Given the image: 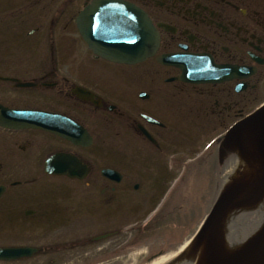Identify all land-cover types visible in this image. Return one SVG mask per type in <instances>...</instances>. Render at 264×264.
<instances>
[{"label": "flooded vegetation", "instance_id": "af4514ba", "mask_svg": "<svg viewBox=\"0 0 264 264\" xmlns=\"http://www.w3.org/2000/svg\"><path fill=\"white\" fill-rule=\"evenodd\" d=\"M97 1L0 0V118L36 117L0 122V247H37L0 264L62 253V264H83L79 257L113 264L123 259L124 238L148 260L164 253L151 234L165 226L162 215L144 224L131 219L145 214L179 162L166 149L214 132L218 144L264 104V0ZM85 9L86 39L77 24ZM98 10L100 23L91 19ZM147 27L159 45L142 61L97 53L136 50ZM103 31L117 32V44L95 49ZM203 75L210 81L201 82ZM140 148L144 160L154 153L155 175ZM222 154L226 160L229 152ZM76 224L98 229L73 235Z\"/></svg>", "mask_w": 264, "mask_h": 264}, {"label": "water", "instance_id": "95a60500", "mask_svg": "<svg viewBox=\"0 0 264 264\" xmlns=\"http://www.w3.org/2000/svg\"><path fill=\"white\" fill-rule=\"evenodd\" d=\"M114 2L119 3V1L115 0H98L95 5L101 7L105 5L107 7ZM98 12L99 10L92 14L93 16L91 15V19L92 21L95 20L97 23H100V14H98ZM140 16L144 18L142 11H140ZM88 17L89 12L85 9L77 19L84 38H86V18ZM100 17H104V15ZM142 22L145 23L146 26L147 20ZM147 28H149V32L140 30V45L136 50L129 51L126 49H118L112 51L108 49L99 53L105 57L119 61L143 60L156 51L159 44L158 32L154 33L151 27ZM100 31H102V28H94V33L97 34ZM136 33L138 34L137 31ZM117 34V32L103 31L101 35L96 36L104 43L103 46L107 47L108 44H117L116 38L114 37ZM106 36H109V38L106 39ZM99 48L102 49L101 47ZM113 48H115V46ZM171 58L172 56H165L164 60L168 62ZM28 113L32 112L24 114ZM20 119L19 123H22V120H26L27 122L34 121L36 117L34 115H28L20 117ZM0 122L6 125L19 124L14 121L4 120L3 118H0ZM62 134L67 135L66 133ZM84 136H86V134L83 132L81 136L77 137V141ZM227 145L237 147L240 156L226 169L225 183H227V185L223 187L210 212L204 219L193 246L189 251L180 256L178 260L183 259L185 256L188 259H192L196 254L198 264H264V225L255 236L235 253H228L229 255L225 254L223 243L224 223L230 212L241 207H245L242 210L254 208L264 199V107L239 122L234 129L231 130L225 142V146ZM238 159L241 160V164ZM50 161H52V159H50ZM238 166L239 169L235 170ZM52 167L54 166L52 165ZM54 168L58 170L51 171L59 173L65 172L69 175L75 174L78 176L82 173V170L78 169V167L74 168L76 171L63 170L57 167ZM36 251L37 248L28 246L0 247V260L9 261L18 259L30 256ZM222 256L228 257L221 259Z\"/></svg>", "mask_w": 264, "mask_h": 264}, {"label": "rangeland", "instance_id": "374dc122", "mask_svg": "<svg viewBox=\"0 0 264 264\" xmlns=\"http://www.w3.org/2000/svg\"><path fill=\"white\" fill-rule=\"evenodd\" d=\"M71 57L73 60V55H71ZM216 133L217 132L206 133V135L196 144L191 146V148H188L186 146L183 147L176 146L166 149L169 156L171 155V157L172 156L180 157V162L177 166H174L172 163L173 168L171 169V177L167 182L165 189L169 188L168 192H177L178 194L181 192L182 195L184 191H186L187 193H185V197L187 198L186 203L188 205L185 204L183 206L180 200H176L170 207L166 206L165 210L167 211V213H169L168 214L169 223L167 222L166 227L164 226L163 228L156 227L155 229L151 230V234L155 233L154 238L156 239L158 237V239L154 240L155 243L153 244L154 246L153 248L155 250H163V252H165L166 255L175 253L173 254L174 256L172 255L170 259H168L163 264H167L168 262L174 260L183 250L184 246L193 239L192 236L197 231L200 223L202 222V219L209 211L211 207L210 203H212L211 201L214 200L216 192H213V190L216 187L217 179L216 177L207 176L206 171L204 170L203 167L200 168L198 177L194 176V178H190V179L186 177L178 186H177V182L179 181V176L184 166H187L184 162L185 159L188 160L198 156V153L204 148V146L207 145L208 140L210 141L211 137ZM140 151L141 152L139 157L140 159H142V157L146 156L145 152H143L145 150L144 148H140ZM142 152L144 154H142ZM150 157H154V153H149L147 158L151 159ZM148 159L141 160L143 166L147 172H149L152 175H155L156 173L154 170H153L154 172L150 171L149 162L151 160ZM103 162H105V160H103ZM220 184L221 181L219 183V187ZM164 190H161L160 192H155L154 200L150 202V206L147 208L144 215L139 214L138 216L135 217V219H131V220L134 221L140 220L141 221L140 223L142 224H144L143 222H148L147 220L151 216H153L152 215L153 210L157 207L158 203L163 199L164 193H168V192H163ZM190 196H192V198ZM174 200L175 199H172L171 202H173ZM178 204L181 205V207H178L177 206ZM240 216L241 215H234L233 217L236 220H239ZM92 227L93 225H89V224H87V226L76 224L73 235L78 233L89 232L91 230L96 231L98 229V228L91 229ZM148 237L149 236H146L147 239ZM123 240H124L123 259L114 260L113 264H148L157 260L160 257L165 256L163 254L155 259L151 258L150 260H148V258L143 257L144 255H141V257L143 258L132 259L134 254L138 253L139 251L133 253L134 250L132 249L133 247H135V245L132 243H125V238ZM128 253H130L129 256ZM139 254H141V252ZM65 255L67 254L62 253L61 255H58L56 260L48 261V257H47L44 258V260L20 261L17 262L16 264H50L51 261H54L53 264H62L63 262H66ZM61 257L64 260H62ZM90 259L91 258L79 257L78 261L79 263L83 262V264H88V263L99 264L102 262L103 263L107 262L106 260L103 259L98 262H94L95 260L91 261ZM182 263L185 264V262Z\"/></svg>", "mask_w": 264, "mask_h": 264}, {"label": "bare ground", "instance_id": "6f19581e", "mask_svg": "<svg viewBox=\"0 0 264 264\" xmlns=\"http://www.w3.org/2000/svg\"><path fill=\"white\" fill-rule=\"evenodd\" d=\"M224 179L226 180L225 173ZM241 215L239 220H236L233 216ZM264 225V199L259 205L254 208L242 210L240 212H233L227 221L224 223V248L225 254L235 253L241 249L258 230ZM193 246V245H192ZM191 245H188V250L191 249ZM187 247L184 246V248ZM190 247V248H189ZM186 250V249H183ZM175 254V253H173ZM165 255L157 260L148 264H163L173 255ZM229 255V254H228ZM174 256V255H173ZM141 254H134L132 259H139ZM228 256H222L221 259H225ZM185 264H198L196 254L192 259H185Z\"/></svg>", "mask_w": 264, "mask_h": 264}]
</instances>
